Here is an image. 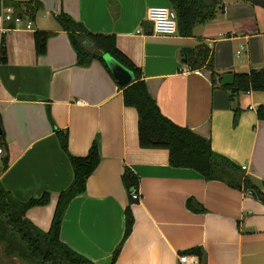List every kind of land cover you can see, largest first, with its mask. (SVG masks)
Returning a JSON list of instances; mask_svg holds the SVG:
<instances>
[{
	"label": "crops",
	"instance_id": "obj_1",
	"mask_svg": "<svg viewBox=\"0 0 264 264\" xmlns=\"http://www.w3.org/2000/svg\"><path fill=\"white\" fill-rule=\"evenodd\" d=\"M7 61L0 63V183L20 201L50 194L46 205L29 208L26 217L42 231L50 227L58 194L72 180V168L56 130H66L68 150L86 154L98 139L100 161L86 180L85 192L69 202L59 238L95 264H111L124 231L128 194L121 182L124 166L139 177V200L130 204L133 225L114 264H181L182 251L200 246L203 264H264V205L250 191L221 180H205L196 170L173 167L162 148H141L137 113L122 100L134 77L127 70L111 78L97 60L76 64L65 31L55 20L60 12L95 33L114 34L118 48L142 70L161 113L174 123L209 138L211 148L239 165L259 184L264 180V120L256 108L264 91L231 93L213 83L205 67L191 70L186 50L206 45L220 75L264 66V7L224 0L221 11L196 24L190 36L151 33L146 12L167 0H33L34 18L3 19ZM31 21V26L26 27ZM13 25L14 27H10ZM55 32L46 51L36 55L34 30ZM113 59V58H112ZM237 113L236 123L233 122ZM8 156L2 170V157ZM201 205L205 211L187 208ZM0 248V264H20Z\"/></svg>",
	"mask_w": 264,
	"mask_h": 264
},
{
	"label": "trees",
	"instance_id": "obj_2",
	"mask_svg": "<svg viewBox=\"0 0 264 264\" xmlns=\"http://www.w3.org/2000/svg\"><path fill=\"white\" fill-rule=\"evenodd\" d=\"M176 12L178 33L190 36L196 24L204 23L215 17L221 11L224 0H167ZM253 5L264 7V0H242ZM14 17L23 14L34 18L40 7L33 0L15 1ZM61 30L65 31L70 45L76 55V64L88 66L92 61L100 62L111 78L114 75L107 67L104 54L110 55L115 61L133 74V81L122 89L124 105L133 107L137 113V138L141 148H162L168 152V162L173 167H186L196 170L205 180H221L233 188L242 191H253L257 199L264 205V180L256 184L242 167L226 156L215 152L211 148L209 138L198 134L186 126H180L163 115L147 90L139 66L125 55L116 44L114 34L95 33L85 25L75 20L65 12L54 16ZM10 27H14L11 25ZM55 32L36 29L33 32L34 50L36 55H43L46 51L47 39ZM4 33L0 31V63L7 61ZM209 48L204 44L187 49V64L191 70L205 67L211 71L213 83L221 80L212 64ZM231 93L247 91H264V66L250 69L246 72H236L232 85L221 86ZM258 119L264 120V104L256 108ZM237 113L233 122L236 123ZM1 127V125H0ZM61 149L68 157L72 168V180L68 186L59 192L53 212L50 227L47 231L37 228L25 215L34 206L46 205L50 194L43 192L38 197H30L26 201L16 199L9 190L0 183V247L5 255L17 256L22 260L34 261L35 264H95L81 254L71 250L59 238V231L65 210L76 196L85 192L87 178L95 170L100 161L98 139L94 138L84 155H73L68 150V134L66 130H56ZM4 137L1 128L0 138ZM8 156L2 157V170L6 169ZM121 182L128 194V204L124 209V231L121 241L114 249L111 264L121 249L133 225V215L130 204L133 202L131 192L137 191L139 177L129 167L124 166L120 176ZM186 201L187 208L195 212L205 211L201 205L192 207ZM182 253L196 255L199 264L204 263V252L200 246L188 248Z\"/></svg>",
	"mask_w": 264,
	"mask_h": 264
},
{
	"label": "built area",
	"instance_id": "obj_3",
	"mask_svg": "<svg viewBox=\"0 0 264 264\" xmlns=\"http://www.w3.org/2000/svg\"><path fill=\"white\" fill-rule=\"evenodd\" d=\"M3 5V0H0V6ZM4 14L3 19L6 21L19 22V17H14L13 9L10 6H3ZM146 20L151 23V33L156 35H172L177 32V17L176 12L170 5H152L149 6L146 12ZM31 26V21L27 22L26 27ZM4 153V150L0 144V156ZM244 169V166L242 167ZM131 198L133 200H139L140 195L138 191L131 192ZM178 261L181 264H194L195 261L189 259V256L180 254Z\"/></svg>",
	"mask_w": 264,
	"mask_h": 264
},
{
	"label": "water",
	"instance_id": "obj_4",
	"mask_svg": "<svg viewBox=\"0 0 264 264\" xmlns=\"http://www.w3.org/2000/svg\"><path fill=\"white\" fill-rule=\"evenodd\" d=\"M109 67L114 75L119 76L121 78V74L126 73V69L120 65L117 61L114 59H109L108 61ZM234 82V74L231 71H226L221 74V84L222 85H232ZM0 133H1V127H0ZM250 193L256 197L255 193L253 191H250Z\"/></svg>",
	"mask_w": 264,
	"mask_h": 264
},
{
	"label": "rangeland",
	"instance_id": "obj_5",
	"mask_svg": "<svg viewBox=\"0 0 264 264\" xmlns=\"http://www.w3.org/2000/svg\"><path fill=\"white\" fill-rule=\"evenodd\" d=\"M1 248V247H0ZM20 261V260H19ZM20 264H35L34 261L21 260Z\"/></svg>",
	"mask_w": 264,
	"mask_h": 264
}]
</instances>
